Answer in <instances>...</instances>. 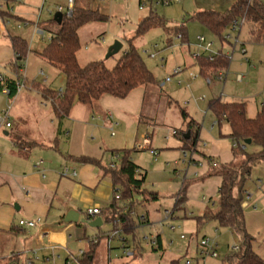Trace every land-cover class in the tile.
Wrapping results in <instances>:
<instances>
[{
	"label": "rangeland",
	"instance_id": "374dc122",
	"mask_svg": "<svg viewBox=\"0 0 264 264\" xmlns=\"http://www.w3.org/2000/svg\"><path fill=\"white\" fill-rule=\"evenodd\" d=\"M66 2L67 0H21L5 4L4 9H1L4 14L8 11L15 17L3 21V14H0V24L4 28V33L0 36V77H16L17 74L11 35L26 39L30 50L24 60L25 68L20 71L22 79L25 75L26 85L17 98L0 90V114L11 104L15 107L16 102L26 96L50 109V98H45L38 91L47 87L56 91L65 88L64 74L59 68L46 62L40 52L49 43L51 30L55 27L51 22L54 14L59 5L64 4L66 7ZM75 4L96 9L108 16L106 20L94 21L80 28L82 46L77 55L82 65L101 61L108 69H112L129 47L139 23L151 11L162 17L169 26L186 23L187 41L181 35L169 34L162 26L153 27L145 34L133 38L134 46L159 82L157 86L147 87L144 98L142 119L145 122H142V127L149 136L137 140L142 145L137 151L139 164L143 173H146L142 190L158 193L159 199L147 200L144 193L134 192L133 210L147 213V209L153 211L158 207L156 202L160 201L159 211H174V218L166 219V223L162 225L166 256H176L181 264L186 260H191L192 264H228L227 256L232 252L233 246L240 243L239 236L228 228L220 227L214 219L204 223H199L197 219L206 209L215 210L220 198L221 178L218 175L210 176L204 181L200 179V171L208 164L205 155L213 153L222 161L233 158V141L228 136L229 126L225 122L221 125L217 123V117L210 109V102L218 97L223 102H245L248 116L257 115L264 102V42L255 41L249 36L251 28L245 22L241 28L233 29L231 26L224 35V41H221L203 23L193 18L196 11L194 0H171L169 4H157L154 0H75ZM11 5L14 6L13 10ZM36 26L45 30L43 40ZM227 33L231 36L229 39H225ZM201 35L213 42L212 50L215 53L222 51L230 57L227 69L205 68L206 75L201 73L198 63L200 57L196 59L194 53H199V56L210 54L200 48ZM116 41L123 44L121 51L107 57L109 48ZM152 52H158V55L152 57ZM179 67L181 71L175 73ZM41 69H44L43 75H40ZM224 71L227 74L225 79L217 76ZM239 75L242 76L241 80ZM167 77H171V81L162 84ZM183 109L189 114L186 118L182 115ZM195 124L200 126L198 144L192 150H184L183 133L189 129L194 131ZM118 137L111 139L115 141V147H118ZM151 149L157 150V159L151 154ZM259 149L255 144L248 146L250 152ZM200 156L202 160H193ZM261 179H264V161L253 166L248 181L247 188L252 197L247 196L246 200L252 209L258 207L256 201ZM181 194L184 199L180 207L176 208ZM173 225L177 227L176 231L172 230ZM181 234H185L186 239H180ZM172 238L175 243L170 246L168 243ZM205 238L217 240L218 257L199 258L200 242ZM18 246L16 244V249ZM26 259L21 257L15 264H26Z\"/></svg>",
	"mask_w": 264,
	"mask_h": 264
},
{
	"label": "crops",
	"instance_id": "0c3cea01",
	"mask_svg": "<svg viewBox=\"0 0 264 264\" xmlns=\"http://www.w3.org/2000/svg\"><path fill=\"white\" fill-rule=\"evenodd\" d=\"M16 1L21 0H9L5 4ZM236 1L194 0V13L203 10L224 12ZM5 4L0 6V11ZM0 29L1 36L4 33L1 24ZM249 36L252 37V30H249ZM42 71L44 73V69L40 70V75ZM226 77L227 74L221 79ZM147 89L145 86L137 87L125 98L105 94L92 106L76 102L61 122L52 104L48 109L35 99L29 100L28 96L16 102L15 107L9 106L12 110L11 127L0 123V264H15L21 257L27 258L26 246L37 250L44 264H80V251L88 252L92 244L95 246L93 264H173L177 257L166 256L162 228L166 220L165 212L159 211L160 201L156 202L160 206L153 211H132L134 222L120 232L114 230L115 225L111 222H104L100 228L79 223L62 230L41 229L42 224L62 218L68 206L81 210L82 218L93 220L100 216L89 215L87 210L91 207L104 210L113 200L116 187L124 186L118 175L112 176L107 171L112 162L119 166L122 150L130 151L131 159L143 173L137 154L142 145L137 140L149 136L142 127ZM18 94L14 97L17 98ZM111 128L115 135L109 134ZM117 136L118 147H115V141L111 139ZM115 154L119 157L115 158ZM205 156L220 164L231 161H222L213 153ZM81 157L94 161H81ZM193 160L197 162L202 158L194 157ZM66 167L76 170V176H63ZM208 168V164L204 165L199 174ZM261 183L256 201L258 207L252 209L247 200L243 207L247 231L254 237V250L264 259V179ZM247 185L246 197H252ZM123 193L122 196L128 197L126 191ZM203 199L206 200L205 197ZM119 205L123 207L124 204L120 201ZM136 214L146 215L144 225L140 224ZM38 217L43 222L36 228L19 226L21 219ZM146 237L157 238L158 246L147 244ZM16 244L19 245L17 249ZM50 246L57 247L60 257L56 261L47 260L51 254Z\"/></svg>",
	"mask_w": 264,
	"mask_h": 264
},
{
	"label": "trees",
	"instance_id": "16d2710c",
	"mask_svg": "<svg viewBox=\"0 0 264 264\" xmlns=\"http://www.w3.org/2000/svg\"><path fill=\"white\" fill-rule=\"evenodd\" d=\"M9 1V0H8ZM152 1V0H151ZM0 11L3 20L15 17L11 12ZM108 18L107 15L96 9L85 8L74 3L71 16L63 14L61 23L51 20L55 27L51 30L50 41L40 52L41 57L49 64L57 67L65 76L64 94L46 88L41 93L47 99H52L54 113L61 122L70 112L76 102L92 106L103 95L110 94L118 98H125L137 87H151L159 85L154 73L147 66L142 55L133 44V38L145 34L156 26H162L171 34L181 35L187 41V25L169 26L168 23L155 12L145 17L138 25L135 36L130 39L129 47L119 58L112 69H108L101 61H91L86 65L80 64L78 52L81 48L79 30L85 24L102 21ZM193 18L203 23L208 30L224 41V35L236 20H244L252 30V38L255 41L264 42V1L263 0H237L224 12L215 10H203L195 13ZM233 28V27H232ZM228 34V33H227ZM11 45L16 55V71L21 76L20 69L29 52V44L26 39L17 36H10ZM202 74L206 75L205 68L227 69L230 57L222 51L217 52L211 59L210 55H202L198 59ZM226 71V70H225ZM3 84L10 89V97L17 94L18 82L16 78L5 76L0 81V90ZM43 86L41 84L35 83ZM34 84V85H35ZM210 109L215 113L218 124L225 122L230 129L229 137L233 141L231 161L219 163L217 166L210 165L208 170L200 175L201 180L210 176L218 175L221 178L219 185V203L215 210L206 209L197 219L199 223L214 219L220 227L228 228L240 238L239 249L232 250L227 256L228 264H264V259L254 250V237L247 231L245 220V209L243 203L246 200L245 189L251 177L252 169L258 162L264 161V102L255 117L247 114L245 102H223L221 99H213L210 102ZM182 115L188 117V112L183 109ZM200 126L195 124V130L189 129L182 136L183 149L196 148L199 141ZM189 133V137H185ZM246 139L259 146L256 152H250L245 144ZM120 151V150H119ZM123 155L120 164L116 168L107 169L110 175H118V178L126 186L122 189H115L113 200L107 208L100 212L104 222L114 223V230L121 231L124 227L134 222L131 214L135 205L133 200L134 192H142L145 199H159L158 193L142 190L146 181V173L140 172V167L133 162L130 151L122 150ZM207 157V156H205ZM208 161L214 160L207 157ZM81 161H94L87 157H81ZM118 183V182H117ZM125 189V190H124ZM126 191L128 197L122 196ZM121 193V198H116V193ZM184 195L178 197L176 208H179ZM123 202V207L119 202ZM174 208V209H176ZM125 209L127 210L125 212ZM94 244L88 252L80 256V264H93ZM173 264H181L179 259Z\"/></svg>",
	"mask_w": 264,
	"mask_h": 264
},
{
	"label": "built area",
	"instance_id": "2783aa9c",
	"mask_svg": "<svg viewBox=\"0 0 264 264\" xmlns=\"http://www.w3.org/2000/svg\"><path fill=\"white\" fill-rule=\"evenodd\" d=\"M97 2H101L103 0H96ZM157 4L163 3V4H169L171 3V0H154ZM8 0H0V6L2 4L7 3ZM74 3L75 0H67V6L63 7V6H59L58 7V11H61L64 15L66 16H71L73 13V8H74ZM244 22V20H236L234 21V24L232 25L233 29L235 28H241L242 27V23ZM241 24V26H240ZM38 32L40 34H42V38H44V30L41 28H37ZM231 36L230 34H227L225 39H229ZM200 40V48L204 51V52H208L210 53L209 55L211 56V59L213 58V56L217 53H215L212 50V46H213V42L212 41H207V38L204 35H201L199 37ZM237 41V40H236ZM155 48H157V46L155 45ZM150 55L152 57H156L158 55V52H152L150 53ZM194 57L196 59H198L199 53H194ZM25 68V66L23 65L22 68L20 69V71H23ZM179 71H181V68H177L175 70V73H178ZM41 74L43 75V71L41 72ZM218 77L222 78L223 76H225V71L224 72H220L218 75ZM16 78L17 82H18V86H17V93H20L21 89L25 87L26 85V78L24 75V78L22 79V74L21 76H19L18 74H16ZM4 77H0V81H3ZM171 77H167L165 79V81L163 82V84H165L166 82H170L171 81ZM242 79V76L239 75V80ZM2 92L6 95L10 96V89L8 88L7 85L3 84L2 86ZM60 95L64 94V89H60L59 91ZM50 101H52V99H49ZM110 119H112V116H109ZM0 123H5V125L9 128L11 127V122H10V107L4 109L2 111V113L0 114ZM111 133L112 135H115V132L113 130V128H111ZM140 147V145L138 146ZM151 154L155 157V159H157L158 156V152L155 149H151ZM115 158H118V154L114 155ZM41 163L38 162L37 165L39 166ZM217 166L219 165L218 161L216 160H212V161H208V166ZM111 168H116L117 165L115 162H112L110 164ZM77 172L76 170L66 167L63 172L62 175L63 176H76ZM116 198L120 199L121 198V193L117 192L116 193ZM175 210V209H174ZM101 209L98 207H91L88 208L87 213L89 215H98L100 214ZM139 222L141 225H144L147 221L146 215H140V214H136ZM175 216L174 211L173 210H168L165 209V220H170L173 219ZM43 222V219L41 217L35 218V219H21L19 221V226L21 227H25V228H36L38 226H40ZM172 230L176 231L177 227L176 226H171ZM147 241V244L151 245V246H158V239L157 238H150V237H146L145 238ZM180 239H186V235L185 234H181L180 235ZM175 243L174 238L169 240L168 245H173ZM239 249V244L233 246V250H238ZM49 250L51 252V254L49 256H47V260H53L56 261V258H59L60 255L57 254V247L56 246H50ZM25 253L27 254V259H26V264H44V260L42 259V257L40 255H38L37 250L33 249L30 246H26L25 248ZM127 254H130V252L126 251ZM84 254V251H80V256H82ZM218 257L219 256V252H218V242L216 239L214 238H205L200 242V248H199V258H206V257ZM55 264V263H54ZM65 264H71L70 262H66ZM184 264H192L191 260H186V262Z\"/></svg>",
	"mask_w": 264,
	"mask_h": 264
},
{
	"label": "water",
	"instance_id": "95a60500",
	"mask_svg": "<svg viewBox=\"0 0 264 264\" xmlns=\"http://www.w3.org/2000/svg\"><path fill=\"white\" fill-rule=\"evenodd\" d=\"M54 20L57 23H61L63 19V13L61 11H57L54 16ZM1 33V29H0ZM123 47V44L120 41H116L110 48L107 54V57H110L112 55H115L121 51ZM189 133L185 134V137H189ZM252 143L251 139H246L245 144L250 145ZM82 211L79 209L74 208L73 206H68L66 209L65 215L60 218L59 220H56L54 222L50 223H44L41 226V229H48V230H62L65 229L70 224H79V223H85L87 226L91 228H100L102 227L104 220L101 216H98L94 218L93 220H90L88 218H82Z\"/></svg>",
	"mask_w": 264,
	"mask_h": 264
}]
</instances>
